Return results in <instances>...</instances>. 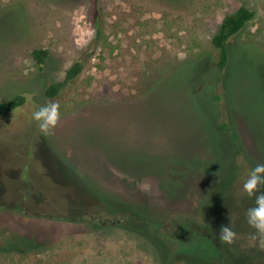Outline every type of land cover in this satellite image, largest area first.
I'll return each mask as SVG.
<instances>
[{"label": "rangeland", "instance_id": "1", "mask_svg": "<svg viewBox=\"0 0 264 264\" xmlns=\"http://www.w3.org/2000/svg\"><path fill=\"white\" fill-rule=\"evenodd\" d=\"M240 6L254 18L219 72L210 38ZM74 62L81 75L47 99ZM142 72L157 86L124 101ZM16 94L0 118V264H264L242 191L264 164V0H0V101ZM51 102L44 136L31 114ZM229 219L231 246L217 238Z\"/></svg>", "mask_w": 264, "mask_h": 264}, {"label": "trees", "instance_id": "2", "mask_svg": "<svg viewBox=\"0 0 264 264\" xmlns=\"http://www.w3.org/2000/svg\"><path fill=\"white\" fill-rule=\"evenodd\" d=\"M254 18V12L250 9L240 6L234 13L225 15L219 24L217 32L210 38V46L216 53V68L219 72L223 71L228 63V50L227 44L228 41L238 33L242 32L247 24ZM118 28V25H115ZM95 43L99 46L109 48L110 51L113 48L110 45V41H108V37L104 34L103 29L98 26H95ZM48 56V51L46 49L38 48L30 51L29 57L34 63L36 70H42V67L45 63V60ZM122 59V58H121ZM84 66L81 62H74L71 66L64 72L63 79L57 83H50L44 92V96L47 99L55 98L59 92L65 88L67 85L74 83L79 75H81ZM135 82L132 86L131 95H128L124 101H130L132 99H136L138 97H142L149 92H151L158 84L159 78L154 77L152 75L148 76L146 73L142 72L139 75L135 76ZM117 96H121L120 93H117ZM122 99V97H121ZM25 103V98L23 95L16 94L6 100L0 101V118L6 116L8 113L22 107ZM80 219L85 221H89L92 223H106L107 219H103L101 216L97 215H87L80 216ZM143 222L149 226L152 230H159L161 228L160 222L150 221L142 218ZM126 222L127 219L125 217H117L111 219V222ZM18 243L12 241L11 237L4 238L2 242H6V244H10L11 248H16L19 244L20 246H29L31 251L38 249V245L29 243L27 240L22 238H17ZM220 264V263H216Z\"/></svg>", "mask_w": 264, "mask_h": 264}, {"label": "clouds", "instance_id": "3", "mask_svg": "<svg viewBox=\"0 0 264 264\" xmlns=\"http://www.w3.org/2000/svg\"><path fill=\"white\" fill-rule=\"evenodd\" d=\"M59 117V105L55 102L39 106L31 114V119L36 122L39 133L44 136H48L55 128ZM242 191L249 199L254 198L253 206L245 211V222L252 230L248 244L264 252V164L258 163L248 171ZM217 238L219 242L228 246L237 240L238 234L233 230L231 219L228 224L220 226Z\"/></svg>", "mask_w": 264, "mask_h": 264}]
</instances>
